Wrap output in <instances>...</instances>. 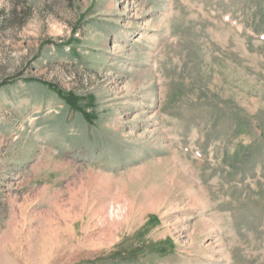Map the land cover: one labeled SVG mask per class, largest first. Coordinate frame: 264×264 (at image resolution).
<instances>
[{
  "label": "rangeland",
  "instance_id": "rangeland-1",
  "mask_svg": "<svg viewBox=\"0 0 264 264\" xmlns=\"http://www.w3.org/2000/svg\"><path fill=\"white\" fill-rule=\"evenodd\" d=\"M0 264H264V0H0Z\"/></svg>",
  "mask_w": 264,
  "mask_h": 264
}]
</instances>
